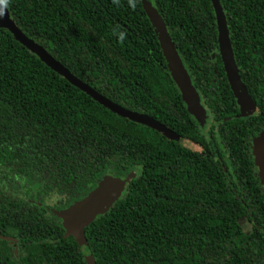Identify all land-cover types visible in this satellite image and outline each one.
Wrapping results in <instances>:
<instances>
[{
	"label": "trees",
	"instance_id": "16d2710c",
	"mask_svg": "<svg viewBox=\"0 0 264 264\" xmlns=\"http://www.w3.org/2000/svg\"><path fill=\"white\" fill-rule=\"evenodd\" d=\"M0 1L72 74L181 138L109 109L0 25V264H87L88 254L95 264H264L253 149L264 132V0H219L256 108L245 115L211 0ZM147 2L212 115L209 131L168 70ZM130 173L121 196L83 228V244L66 234L61 211L104 177Z\"/></svg>",
	"mask_w": 264,
	"mask_h": 264
},
{
	"label": "water",
	"instance_id": "95a60500",
	"mask_svg": "<svg viewBox=\"0 0 264 264\" xmlns=\"http://www.w3.org/2000/svg\"><path fill=\"white\" fill-rule=\"evenodd\" d=\"M211 1L216 13L219 51L224 64L225 72L228 81L231 85V88L234 92V95L237 98V102L240 105V115H245L246 112L243 110L244 101L252 103L253 106L254 104L244 86V83L242 82L238 67L234 59L223 9L219 3V0ZM151 21L153 23L152 19ZM161 23L165 26L162 18ZM0 25L8 28L16 36V38H18L24 45H26L30 50L36 53L52 69L63 75L74 85L84 90L94 99L99 101L101 104L105 105L106 107L115 111L121 116L127 117L133 121L158 129L159 132L163 133L170 139L179 141L181 140L180 136L177 133L172 131L166 125L160 123L155 118L144 113H139L124 108L123 106L104 97L98 91L91 88L88 84H86L81 79L72 74L58 60H56L51 54H49L42 46H40L33 39L25 35L17 27L14 20L11 18L7 8L1 1ZM153 26L159 38L161 48L163 50L167 62L168 70L171 73L172 78L178 85L182 94V98L184 99L188 110L199 121L197 113L199 110H201L199 108L200 105L198 104V101L201 100V97L191 80L190 74L186 70L167 30L166 32L162 29H159L160 31H158V28L155 26V24H153ZM228 118L229 117H227L226 119ZM253 149L254 155L256 157V165H258L260 179L264 188V132L255 137L253 142ZM133 175V173H130L126 178L106 176L97 184V186L88 195L61 211L60 216L62 217L66 234L73 235L80 245L83 244L85 242L83 236V228L90 222H92L97 214L104 213L108 210L109 206L118 197L121 196V194L127 187L128 180H130ZM86 261L87 264H95V261L91 254H88L86 256Z\"/></svg>",
	"mask_w": 264,
	"mask_h": 264
},
{
	"label": "rangeland",
	"instance_id": "374dc122",
	"mask_svg": "<svg viewBox=\"0 0 264 264\" xmlns=\"http://www.w3.org/2000/svg\"><path fill=\"white\" fill-rule=\"evenodd\" d=\"M145 7L147 9V12L149 14V16L151 17V19L153 20V24H155V26L158 28V31H160L159 29H162L163 31L166 32V28L165 26L161 23V18L160 16L158 15L157 13V10L154 8L153 4L151 3H145ZM198 104L200 105V109L198 111V119H199V123L201 125V127H204L206 128V131H209L207 125L209 126L210 124L213 123V120H212V115L210 113V111L204 107V105L202 104L201 100L198 101ZM243 110L245 112H253L256 110V108H254V106L252 105V103H249L248 101H244V104H243ZM151 127V126H149ZM153 128V127H151ZM153 129H156V128H153ZM158 130V129H156ZM191 142H185L184 144L188 145L189 147H192L193 149H199V147L195 144H190ZM254 159H256V157L254 156ZM256 164V162H255ZM257 166V169H258V165ZM259 172V171H258ZM47 203L51 204L52 202L51 201H47ZM239 223L242 227V230L245 232V233H249L251 231V222L248 220V218L246 217H242L240 220H239Z\"/></svg>",
	"mask_w": 264,
	"mask_h": 264
},
{
	"label": "flooded vegetation",
	"instance_id": "af4514ba",
	"mask_svg": "<svg viewBox=\"0 0 264 264\" xmlns=\"http://www.w3.org/2000/svg\"><path fill=\"white\" fill-rule=\"evenodd\" d=\"M213 123H214V121H213ZM213 123H212V124H213ZM210 125H211V124H210ZM210 125H209V126H210ZM209 126L207 125V127H209Z\"/></svg>",
	"mask_w": 264,
	"mask_h": 264
}]
</instances>
